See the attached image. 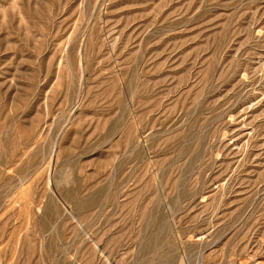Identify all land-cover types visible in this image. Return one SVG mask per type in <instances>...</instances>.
<instances>
[{
  "label": "rangeland",
  "instance_id": "374dc122",
  "mask_svg": "<svg viewBox=\"0 0 264 264\" xmlns=\"http://www.w3.org/2000/svg\"><path fill=\"white\" fill-rule=\"evenodd\" d=\"M0 264H264V0H0Z\"/></svg>",
  "mask_w": 264,
  "mask_h": 264
}]
</instances>
